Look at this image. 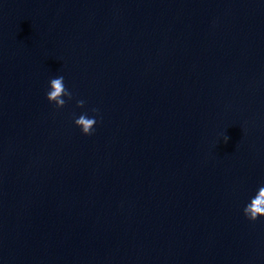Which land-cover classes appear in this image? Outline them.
I'll return each mask as SVG.
<instances>
[{
	"label": "clouds",
	"instance_id": "obj_1",
	"mask_svg": "<svg viewBox=\"0 0 264 264\" xmlns=\"http://www.w3.org/2000/svg\"><path fill=\"white\" fill-rule=\"evenodd\" d=\"M72 92L65 87L64 77L59 76L50 80V91L46 93V99L50 103H54L57 108H63L66 104L64 97L69 100L72 99ZM77 107H84L85 101L78 100ZM92 112H98L93 108ZM75 125L79 127L84 135H92L94 126L97 123L95 116L89 117L86 113L81 114L74 121ZM243 213L250 221H256L260 217H264V186H261L255 196L251 198L250 202L245 205Z\"/></svg>",
	"mask_w": 264,
	"mask_h": 264
}]
</instances>
